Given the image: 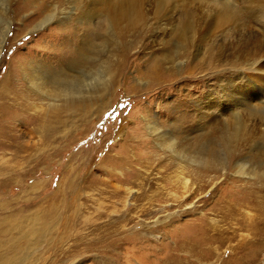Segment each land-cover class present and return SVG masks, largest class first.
Listing matches in <instances>:
<instances>
[{"label": "rangeland", "instance_id": "374dc122", "mask_svg": "<svg viewBox=\"0 0 264 264\" xmlns=\"http://www.w3.org/2000/svg\"><path fill=\"white\" fill-rule=\"evenodd\" d=\"M120 1L0 0V35L10 23L0 52V264L7 257L12 264H159L154 257L237 264L241 255L245 264H264V148L258 153L255 143L240 140L228 151L219 137L216 153L228 163L181 173L164 147L166 132L172 139L198 135V107L217 100L221 85L237 75L236 59L217 48L233 32L212 28L190 43L155 19L153 0L141 1V22L117 32L100 8ZM48 14L53 17L42 22ZM38 63L58 73L71 97L91 95L54 101L31 90L26 77ZM8 74L12 83L3 79ZM153 122L165 132L158 141L150 133ZM240 163L256 173L239 175ZM183 176H202L203 188L195 205L180 208L174 194L182 192ZM127 186L132 194L125 205ZM148 193H156L154 203L146 201ZM142 206L152 212L144 216ZM137 207L142 213L129 222ZM200 216L226 236L219 251L218 242L181 247L186 233L203 238L191 227Z\"/></svg>", "mask_w": 264, "mask_h": 264}, {"label": "bare ground", "instance_id": "6f19581e", "mask_svg": "<svg viewBox=\"0 0 264 264\" xmlns=\"http://www.w3.org/2000/svg\"><path fill=\"white\" fill-rule=\"evenodd\" d=\"M98 1L99 0H93V2ZM141 1L142 0H121L116 5L108 4L106 8L104 2V5L100 9L102 11L106 10L111 20V24H113L116 31L119 32L123 25L133 26L142 21L146 9L145 6L143 7L141 5ZM178 2L181 3V6H179L181 11L180 16H177L175 12V7ZM150 3L152 4V0L148 2V4ZM153 6L154 9L150 12L153 13L155 19H159L164 24L171 26L173 34L179 30L181 34L189 37L190 39L192 38L190 43L201 42L204 36L209 33L212 28H214L217 34H224L225 31L233 32V37L224 38L218 44L217 48L221 55H226V57L228 56L236 59L235 65L238 66L237 75L231 79L229 78L228 80H225V84L221 85L220 90L217 93V100L212 98L204 106L200 105L198 107V130L201 132L195 137L188 136L184 139H172L176 136L166 132V134H168L167 138L170 142H168L164 147H167L168 150H170L172 156L175 158L180 167L181 173H183L188 166L192 165L195 167H201L204 171H216L218 170L222 160L228 163V161H226L227 155H224L225 159L223 158L220 160V155L218 156V153H216L218 151L217 148L221 145L217 146L218 144L216 143V140L219 137L224 138L223 144L225 145L224 148L227 147V150L230 146H235L241 140L252 141L255 143V146L254 144L252 146L257 148L258 153H261L264 148V142L260 139L261 137H264L263 113L262 116H260V110L264 108V0H153ZM85 7L86 9L82 10V12H84V16H88V4L85 5ZM52 17L53 16L51 14H48L41 21H49ZM9 28L10 23L4 28L3 33L0 35V52ZM79 50L80 49H78V51ZM67 52L73 55L74 50L69 48ZM44 67V65L38 63L33 69L31 68L33 71L32 76H25L30 89L36 93L46 96L54 101L62 99L80 100L91 95L82 93L83 95L79 97H71V95H69V91L71 89L69 90L65 88L66 86L64 88L60 86V77L58 73H55L56 75H51L43 71ZM63 74L64 73H62V75ZM12 76L13 74H8V76H5L3 79L4 81L10 79L12 83ZM60 82L63 83V81ZM77 88L79 89V87ZM87 93H89V91ZM207 106L208 111L205 110V107ZM229 111L230 116H227L226 113ZM241 113H243V116ZM250 119L254 122L248 125V121ZM149 126L150 133L155 136V140L158 141L162 138V136H164V131L157 130L158 127L156 122H153V125ZM208 129H212V131L207 136L204 134V131ZM220 139L222 140V138ZM222 149L223 148L220 150L221 152ZM238 165L239 170L237 172L239 175H250L256 173V170L254 169L253 171H248L245 164L240 163ZM223 166L220 170H224ZM263 168L264 155L262 154L259 169ZM128 177L129 175L122 177V182L128 183ZM198 179L199 181L191 180L185 176L181 178L180 184L182 185L183 190L181 193L174 194L176 206L181 208L183 205H195L193 204L192 199L198 196V193L203 188V177L201 176V178ZM198 182L200 183L198 184ZM213 184L214 182L211 183V185ZM204 186H206V184H204ZM127 187L129 192L125 199V205L131 203L130 200H128L129 196L132 194L131 187ZM144 191L145 193L148 192L146 188ZM142 194L143 193L141 192L138 193L135 198L136 204H139L136 206L142 205L141 200L144 198H142ZM154 194L151 195L148 193L145 198L146 201L154 203ZM142 207L144 216L149 215V213L152 212L150 211L151 209L148 210L144 208V206ZM138 208L140 209L141 207H137L136 210L129 208L126 209V211H129L130 214H132V211L134 210L132 216L126 217L129 218V222L134 221V216H138L142 213L138 210ZM245 210L247 212L250 211L248 208H245ZM198 219L199 221H196V223H194L191 227H195L197 229L199 228L200 230H198V233H200L203 238H198L195 233H193V235L186 233L183 235L185 237H183L182 241H180L182 242L181 247L187 244L186 242L191 244L209 242L210 245L218 242L219 244L214 247V251H219V248L227 239L223 234V231L220 228H217V226L213 223L205 226L203 224L205 217L203 216L198 217ZM191 231H193V229ZM233 235H235V232L231 236H228L229 239L233 238ZM130 236L136 239V236L138 235L135 236L133 234ZM130 241L135 242L133 239ZM193 241L195 242L192 243ZM175 243L177 246L176 241ZM133 244L137 245L136 243ZM230 249L235 250V245L230 246ZM170 252L172 251H168V254ZM220 258L218 257L215 261H211V264L217 262L219 263ZM13 261V258L7 257L4 258L2 264H12ZM156 261L157 263L160 262L159 264H179L181 260L179 261L178 257H154L153 262ZM221 261L222 264H230L232 262ZM245 261V257L241 255L237 264H245ZM233 264H235V262Z\"/></svg>", "mask_w": 264, "mask_h": 264}]
</instances>
